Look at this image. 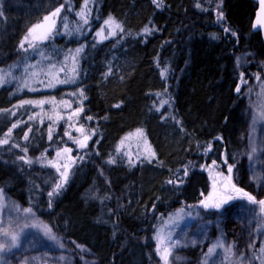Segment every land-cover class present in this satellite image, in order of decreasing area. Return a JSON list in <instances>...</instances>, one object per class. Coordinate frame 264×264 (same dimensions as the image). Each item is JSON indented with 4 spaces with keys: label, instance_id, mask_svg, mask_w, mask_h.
<instances>
[{
    "label": "trees",
    "instance_id": "trees-1",
    "mask_svg": "<svg viewBox=\"0 0 264 264\" xmlns=\"http://www.w3.org/2000/svg\"><path fill=\"white\" fill-rule=\"evenodd\" d=\"M2 4L0 74L30 50L37 55L34 60L64 69L72 52L80 49L76 125L92 133V139L87 148H78L64 134L70 124L55 123L44 112L35 114L34 103H24L29 101L26 95L12 96L11 87H1L0 141L7 143H0V188L33 207L68 242L74 264H81L74 246L90 249L101 264H164L151 230L146 231L155 215L197 205L216 189L211 175L230 177L228 167L233 170L242 156L237 129L243 86L264 79V64L258 63V68L254 62L241 66L238 61L243 49L264 53L260 33L252 30L257 4L252 0H87L86 7L85 0ZM57 8L59 34L50 33L25 52L21 47L25 37ZM81 11L87 23L78 15ZM110 17L115 23H105ZM108 26L110 35L100 38L99 30ZM137 130L147 141L144 151L126 165L108 158L112 156L108 151L114 155L115 146ZM62 150H70L75 163L70 179L55 191L62 181L56 163L49 172L46 160ZM209 169L216 172L210 174Z\"/></svg>",
    "mask_w": 264,
    "mask_h": 264
},
{
    "label": "rangeland",
    "instance_id": "rangeland-1",
    "mask_svg": "<svg viewBox=\"0 0 264 264\" xmlns=\"http://www.w3.org/2000/svg\"><path fill=\"white\" fill-rule=\"evenodd\" d=\"M2 2L7 3L8 0H0V4ZM60 18L61 15L52 18L55 20L54 26L51 21H45L42 27L36 28L28 40L23 42L22 49L26 52L36 48L42 39L33 37L46 36L43 39L47 40L50 33L51 36L58 33L55 26ZM110 32L108 26L99 30V36L107 37ZM77 54L76 50L72 52L69 63L63 69L51 67L45 61L34 60L37 55L30 50L29 54L23 56L24 59L3 69L0 78L4 82L0 83V88L11 87L12 96L23 93L26 100L35 99L31 106L35 114L44 112L45 117L49 120L53 117L55 123L70 124V128L64 129V134L78 148L85 149L90 144L92 133L78 131L81 127L76 125L80 112L78 104L75 106L80 103L75 69L79 58ZM238 61L241 66L254 62L258 67V63L264 64V53L243 49L238 54ZM244 85L237 129L242 156L231 171L230 178L231 184L260 201L264 200V79L249 80ZM136 133L124 137L115 146L114 155L108 151V155H112L108 158L114 163L126 165L144 151L147 141L143 135L138 136ZM85 136L89 137L86 141ZM77 141H83L86 146L81 147ZM47 156L49 172L56 163L58 180L62 181L65 172L67 179H70L75 161L68 151L55 153L53 160L52 155ZM214 172L216 169H209L210 174ZM218 174L211 175V179L215 180L216 189L226 191L227 196L233 195L234 199L230 203L220 204L219 208H206L202 203H209L207 194L197 205L178 208L166 216L154 214V223L146 231L151 230L164 264H264V251H261L264 249V212L260 210L259 204L247 201L242 194L238 195L240 193L231 190L230 186L226 188L225 185L229 183L227 177L223 173ZM0 196V264H74L72 247L55 234L49 223L33 207L21 204L5 189L0 188ZM29 208L31 213L25 211ZM46 229H51V232ZM5 231L7 236L4 235ZM12 235L17 237L14 243ZM53 236L56 239H52ZM74 248L81 257V264H101L99 257L90 249L80 246ZM165 248L169 250L167 261L162 255Z\"/></svg>",
    "mask_w": 264,
    "mask_h": 264
},
{
    "label": "snow or ice",
    "instance_id": "snow-or-ice-1",
    "mask_svg": "<svg viewBox=\"0 0 264 264\" xmlns=\"http://www.w3.org/2000/svg\"><path fill=\"white\" fill-rule=\"evenodd\" d=\"M86 6H87V0H85V7ZM59 12H60V8H57L56 11L51 14V16L44 17V20L45 21H51L52 26H54L55 25V20H53L52 18L55 17V16H57ZM78 15H80L82 18H84L85 19V23H87V19L85 18V14H84L83 11H81L80 13H78ZM105 23H115V21H113L112 18L110 17L108 21H105ZM40 27H42V25H37L35 28H33L31 30V32H35L36 31V28H40ZM116 27H119V25L117 24ZM48 30L51 31V27H49ZM145 31H148V29H145ZM99 34L100 33H98V35ZM33 38L34 39H43V38H46V36L45 37H33ZM25 40L26 41L28 40V37L27 36L25 37ZM21 47L23 48V43L21 44ZM77 51H80V49H78ZM3 82H4L3 81V78H0V83H3ZM60 82L63 83L64 81H60ZM24 103H35V102H32V101H24ZM39 103L42 104V103H44V101H40ZM88 119H91V117H88ZM78 131H81L82 132L83 129L82 128L81 129H78ZM136 135L141 136V135H143V133H142L141 130H137ZM87 139H89V137L88 136H85L84 137V141H86ZM0 143H7V141L6 140L5 141H0ZM77 143H79L81 147L86 146L83 141H77ZM68 151H70V150H68ZM253 151H255V149H253ZM152 155H154V153H152ZM231 171H232V167L229 166L228 167V172L231 173ZM62 177H63L62 182L60 184H57L56 185L55 191H58L63 186V183L67 179V173L66 172L63 173L62 174ZM226 179L229 182L228 185H225L226 188L230 186L231 189L234 192L242 194L243 197H245L247 199V201L251 202L252 204H259L260 205V210L262 212H264V200L257 201L256 198L253 195H251L250 193L244 192L243 189L237 188L234 184H231V178L230 177H228ZM169 182H171V181H169ZM49 195H52V193H49ZM0 199H2V196H0ZM229 199H232V197H230V196H222V197H220V202L219 203H216V202L205 203L204 204V207H206V208H208V207L219 208L220 207V203H226ZM25 211L31 213V208L26 209ZM46 230L49 233L51 232V229H46ZM4 235L7 236L8 233L5 231L4 232ZM16 239H17V237L15 235H12L11 236V240L13 241V243L16 241ZM52 239H56V237L53 236ZM0 247H2V246H0ZM221 247H222V244H221ZM210 251H211V249H210ZM261 251H264V249H262ZM168 253H169V250L167 248H165L164 253L162 254L165 261H167Z\"/></svg>",
    "mask_w": 264,
    "mask_h": 264
},
{
    "label": "water",
    "instance_id": "water-1",
    "mask_svg": "<svg viewBox=\"0 0 264 264\" xmlns=\"http://www.w3.org/2000/svg\"><path fill=\"white\" fill-rule=\"evenodd\" d=\"M257 4V9L255 11V16L252 22V30L255 33H260L262 38V43L264 44V0H252ZM219 192H214L210 197L209 201H211L215 194ZM225 196L224 194H221L220 197ZM230 199L227 201L229 202ZM224 204V203H221Z\"/></svg>",
    "mask_w": 264,
    "mask_h": 264
},
{
    "label": "flooded vegetation",
    "instance_id": "flooded-vegetation-1",
    "mask_svg": "<svg viewBox=\"0 0 264 264\" xmlns=\"http://www.w3.org/2000/svg\"><path fill=\"white\" fill-rule=\"evenodd\" d=\"M246 65H247V64H246ZM246 65H244V66H246ZM231 190H232V189H231ZM214 191H220L221 193L226 194V193H225L226 191H224V190L221 191V190H218V189H213V190L211 191V193H209V196H210ZM244 192H245V191H244ZM231 195H232V194H231ZM238 195H241V194H238ZM219 196H220L219 194H216V195L214 196V198H213L210 202H216V203H218V201L220 200V199H219ZM228 196H229V195H228ZM232 196H233V195H232ZM230 197H231V196H230ZM233 199H234V197H233L231 200H233ZM231 200H230V202H231ZM230 202H229V203H230ZM229 203H227V204H229ZM202 204H203V206H204L205 203H202Z\"/></svg>",
    "mask_w": 264,
    "mask_h": 264
}]
</instances>
